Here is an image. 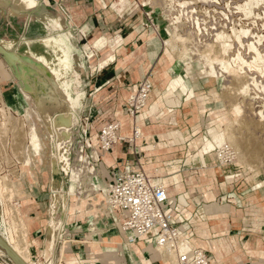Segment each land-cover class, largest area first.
<instances>
[{"label": "rangeland", "instance_id": "obj_1", "mask_svg": "<svg viewBox=\"0 0 264 264\" xmlns=\"http://www.w3.org/2000/svg\"><path fill=\"white\" fill-rule=\"evenodd\" d=\"M11 2V4H14V1ZM113 3L114 7L120 11L130 9L129 11H135V13L132 12L136 14L135 18L141 17L142 20L145 18L144 26L151 34L150 36L155 38L163 48L161 57H158V61L162 60L161 66L150 71L154 84L164 79L165 83L159 85V90H162L163 93L160 92L158 95L160 97L163 95L161 98V101H163L168 84L174 82L177 90L169 99L171 104H167V107L173 110L183 104L181 108L183 113L186 116L189 115L186 119L176 118L174 115L163 119L167 134L169 133L166 146L161 151L164 160L160 159L157 162L148 163V166L145 167L146 173L154 177L155 181L166 185L171 198L174 200L178 192L184 191L185 185L184 182L177 184V181L171 178L166 179L172 176L168 173L177 169L175 164H165V162H170L171 153L178 149H187L190 159L197 158L201 162H204L205 155L213 156V159L215 158L217 161L214 165L215 167H207L202 171L209 177L210 186L216 185L215 187L218 189V182L216 181L218 178L221 179V184L225 186L232 184V181H239L238 185L244 192V202L243 204L241 203L244 212L240 214L252 226L261 228V231L257 232V238L261 239L264 245V126L260 125L258 128L260 123L264 124V116L261 117L254 112L261 111L264 113V89L262 87L264 85V0H113ZM0 13H2V10H0ZM11 14L10 9L8 12L2 13L5 16ZM21 15L29 31H32L33 25L38 22L44 25L39 19H34L37 17L36 8L25 11ZM51 24L53 27L49 28L48 26V29L53 32L54 23L51 22ZM241 29L245 30L240 32ZM220 33L223 35L222 38L217 35ZM26 36L29 37V35ZM217 36H219L218 39L220 40H217ZM28 37L23 38L21 43H26L27 40H30ZM178 37L180 38L178 39ZM3 38L5 37L1 34L0 29V40H5ZM168 39H174L175 49L170 47V44H167L166 40ZM106 42L105 38V44ZM91 44L93 45L94 43L92 42ZM21 45H15L14 42L12 47L6 48L0 42V123L2 124L0 125V138L2 136L0 145L9 142L8 151L6 149L2 151L0 148V160L3 158L6 160L5 165L0 162V182H2L3 186V189H1L3 205H0V232L6 236L8 235L6 229L12 222L13 217L11 209L17 205L18 207L16 208H20L18 209L20 210V217L27 225L29 241L31 230L27 224L28 218H25V214L27 213L28 215L31 210H34L35 206L32 204L34 198L29 197L28 190L32 187L36 193H40L37 190L43 188L46 189L45 193L50 198L47 200H49L48 208L51 209L52 220L45 257H51L50 252L53 249L55 251L56 246L59 244L58 237L62 227L61 224L68 227L69 224L75 225L79 221V224H83V222L85 225L87 224L86 228L88 230L91 228L89 232L92 233L94 239L91 240L92 243H87V245L94 252L100 253V251H103L106 257H125L128 249L131 250L132 253L130 254L133 256V261H135V252L132 245L124 244V242L121 245L114 243L115 240L121 241L115 230L108 229L106 232H114L112 233V235L114 234L113 236L117 234L116 239L113 236L107 238L106 233L103 234L104 238H97L98 235L93 229L96 210L90 208V201H94L96 198L92 199L91 195L79 193L78 185L70 176V166L68 173H65L67 167L65 162L62 161L65 148H61V145H65L68 139L74 138L75 134H78L83 128L81 123V118L83 117L80 115V109L83 105L82 98L78 94L77 84L72 80V72L70 70L68 72L62 71V68L60 69L56 62L54 52L47 47V49L39 45L35 47V49L48 55L46 56V63L42 61L45 60L44 57L41 58L42 60L39 59L40 53L32 51L33 47L31 45L29 47L32 48L28 49L31 51L27 50L28 52H26L27 55L38 59V64L36 65L42 64L46 67L45 74L34 65H31L33 63L11 60L4 54L5 50L25 53L26 45ZM257 51L259 52L257 53ZM51 53L53 56L50 55ZM258 54L260 56L262 54V59L259 58ZM238 55L242 56L247 63L242 65V62L237 59ZM214 56H220V59L224 58L225 64H229L230 69L235 68L236 71L240 69L238 70L240 75H242V80L240 81L245 78L249 84L247 92L236 94V89L239 88L241 82L238 81L234 84L230 72L232 70L228 71L229 69H226V65L219 62L220 60L216 61L214 59L211 61V59L215 58ZM212 65L216 71L214 75H210L209 71ZM24 70L29 72L27 81L24 79ZM49 72H52L53 76H50ZM16 75L25 83L26 89L23 90L26 97L30 99V101L24 100L22 93L18 91L23 98L21 107L19 100L11 104L4 101L3 98V95L7 93L4 90V83L12 77L15 78ZM40 77L48 84L43 85L39 81ZM53 81L58 82V84H52ZM39 82L42 85L38 87ZM53 87L54 97L50 95ZM55 88H58V90H55ZM66 90L69 93L67 96L69 99L63 100V94L65 93L66 95ZM41 97H49L51 99L46 105H42L40 103ZM151 103L154 104L152 101ZM161 105L163 104L161 103ZM10 109H14L17 112L22 110L24 117L13 115ZM68 109L70 111L73 109L74 111L69 124L55 125L54 119L65 114ZM152 111L158 113V109H152ZM34 113L37 117H35ZM46 119H49V123H47ZM182 120H185V123H182ZM248 120L250 122L253 120L257 123H254L255 126L248 128ZM167 123H170V125L168 124L167 126ZM256 125L258 126L256 127ZM188 127L193 129L190 131L192 136L189 131L184 132L183 130L184 128L188 129ZM225 129L227 130L224 131ZM173 130L177 131L176 134L175 132L173 133ZM221 132L225 134L222 140L219 138ZM34 133L39 136L41 141L40 153L36 152L32 143L31 137ZM186 133L188 134L186 135ZM228 133L237 140L236 143L239 146L228 141ZM23 135L26 137L24 138ZM185 137H188V139L185 140ZM208 142L213 143L212 150L207 154H203V147ZM12 143H14V146L9 148ZM225 145H229L234 150L235 157L233 162L221 165L218 160L217 150ZM151 150H148V156L155 154ZM190 161L188 160V162ZM59 172L61 173L59 174ZM40 173L43 175V181L41 182L38 180ZM55 173L59 175H55ZM189 174L187 170L186 175ZM235 174L237 176L232 177ZM187 178V185H192V187L200 185L190 176ZM94 179H96L95 188L86 192L92 193L94 190L99 191L101 188L102 191L98 195V203L105 199L107 184L100 177ZM83 187L85 188L86 186L83 185ZM3 192H5V195ZM7 194L12 195L9 198ZM7 197L8 201L6 200ZM207 199L209 202H206V204L214 202V195L213 197H207ZM230 199H236L234 203L236 205L240 204V201H237V198L233 197V195L223 196L220 201L215 200L221 206H226V209L224 210L225 213L221 214L222 216L220 217L211 214V223L228 225L227 212L230 211V206L226 202ZM93 201L92 204L95 206L96 202ZM5 202L6 204H4ZM74 203L79 208L75 210V213H72L71 207ZM5 208L11 213L8 215L5 213L4 215L2 210ZM123 233L126 235L124 231ZM107 240H111L113 242L112 245L108 246L106 244ZM59 245L64 257L68 244L63 238ZM253 246L251 244V247ZM263 248L264 246H260L255 254H261L260 256L263 257ZM157 250L159 253L161 252L166 263L178 264L177 255L174 258L167 256L163 247ZM31 258L35 262L40 261L44 264L43 260H36L35 254Z\"/></svg>", "mask_w": 264, "mask_h": 264}, {"label": "crops", "instance_id": "obj_2", "mask_svg": "<svg viewBox=\"0 0 264 264\" xmlns=\"http://www.w3.org/2000/svg\"><path fill=\"white\" fill-rule=\"evenodd\" d=\"M35 8L37 17L34 19H39L46 27L38 22L33 25L32 31H29L21 14ZM129 10L116 9L113 0H36L35 6L22 9L18 15L14 13L8 16L2 15V13H6L3 10L0 13L1 34L5 37L3 38L5 40H0V42L6 48L12 47L15 42V45L22 44L21 46H23L25 44V52L31 51L28 49L33 47L32 51L35 53H40V56H48L35 47L39 45L46 48L42 42L50 36L64 38L66 46L71 50L70 55L73 60L70 70L72 80L77 84L78 94L82 98L83 105L80 115L89 117L88 124L93 135H96L109 122L119 121L121 123L120 133L125 139L113 145L112 149L104 156L100 166L101 180L106 184L114 180L120 172H146L145 167L148 166V163L164 160L161 151L165 146L161 148L160 145L167 143L169 133L167 134L163 119L172 115L183 119L189 116L183 113L181 109L183 104L172 110L167 107V103L165 105L159 103L158 113L152 111L151 101L159 102L161 98L158 95L162 92L159 90V85L165 83L164 79H161L160 82L154 84L149 109L142 111L137 120L140 135L134 141H130L134 133V123L125 112L126 101L137 90L140 81L152 69L161 66L162 60L158 61V57L163 53V48L155 38L150 36L151 34L144 26L145 18L144 20L141 17L135 18L136 14H133L135 11ZM51 22L54 23L53 32L48 29V26L49 28L53 27ZM25 37L30 40L21 43ZM100 39L104 41V46L97 49L96 42ZM30 45L32 47H29ZM50 55L53 56L52 53ZM53 61L55 62L54 59ZM54 84L56 85L58 82L55 81ZM4 85V90L7 92L3 95L4 101L13 104L14 101L19 100L20 107L23 98L30 101L16 77L10 78ZM18 91L22 93L23 98ZM19 113L24 114L22 110ZM35 117H37L36 114ZM182 123H185V120H182ZM168 124L170 125L167 123V126ZM183 130L184 132L189 131L191 135L190 131L193 129L188 127ZM94 139H96L95 136ZM187 139L188 137H185V140ZM150 146L159 151L148 156L147 152L151 149H148ZM188 160L191 161L188 162ZM169 161L165 164H175L177 169L168 173L172 176L166 179L171 178L177 181V184L184 182L185 185L184 191L177 193L174 202L178 214H183L187 219L186 235L192 243L204 249L215 264H264V256L255 254L257 250L254 253H250L248 250L251 244L254 245L252 248L258 249L262 246L263 241L257 238V232L261 231V228L252 226L240 214L244 212L242 208L244 192L240 189L239 182L225 186L218 178L216 179L218 189H216V185L210 186L209 177L202 171L207 167H215L217 161L215 158L213 159V156L205 155L204 162H201L197 158L190 159L187 149H178L171 153ZM187 170L189 175H186ZM188 176L195 179L200 185L197 187L187 185ZM38 180L43 181L41 173L38 175ZM45 190L42 188L37 190L40 193H36L30 187L28 194H30L29 197L34 198V201H31L35 207L28 215L25 214L31 230L29 243L32 255L35 254L38 257L41 254L40 257L44 264H168L156 247L145 239L131 244L135 252L134 263L130 262L126 256L106 257L103 251L94 252L87 245V243H92L91 240L94 239V236L86 228L87 224L85 225L84 222L79 224V221L75 225L69 224L66 227L64 239L68 245L64 257L62 249L59 248L60 243L56 246L55 251L53 249L52 253L50 252L51 257H45L52 221L51 209L48 208L49 200H47L50 198ZM168 194L171 198L169 191ZM213 195V201H220L223 196L231 195L240 201L239 205L234 203L236 199L226 202L230 206V211L227 212V226L211 223V215L205 211V208L203 209L206 202H209L207 197H213ZM182 198L185 201H182ZM86 221L88 222V220ZM115 231L121 240L116 244L121 245L123 242L129 244L123 231ZM105 233L107 238L114 235H112L114 232ZM103 234L102 232L97 238H104ZM117 234L113 236L114 239ZM221 246L220 253L219 247ZM222 253L228 256L227 259L220 257Z\"/></svg>", "mask_w": 264, "mask_h": 264}, {"label": "built area", "instance_id": "obj_3", "mask_svg": "<svg viewBox=\"0 0 264 264\" xmlns=\"http://www.w3.org/2000/svg\"><path fill=\"white\" fill-rule=\"evenodd\" d=\"M153 91L154 83L152 75L149 73L140 81L137 90L126 101L125 112L134 123V133L130 141H134L140 135L137 120L142 111L150 107ZM10 110L13 115L24 117L22 113L13 109ZM88 122V116L81 118L83 128L68 141L70 166L68 169L71 170L70 176L78 185L79 193L91 195L92 199L96 198L94 200L96 205L94 206L93 200H91L90 208L96 210L93 229L97 235L102 232L105 233L108 229L124 231L129 244L145 239L153 244L156 249L161 247L174 249L180 241L188 240L191 247L178 255V264H215L204 249L195 246L187 237V219L183 214H178L176 211L175 202L169 197L167 186L155 181L154 177L146 172L118 173L114 180L107 183L105 199L98 203L101 188L92 193L86 192L95 188L96 179L94 178H101L100 166L104 156L115 143L125 139L120 133L121 123L119 121L105 124L96 135L92 134ZM8 144L9 142L0 145L2 151L5 149L8 151ZM13 146L14 143L9 148ZM217 151L221 165L234 161L235 152L229 145L218 148ZM0 162L5 165V158L1 159ZM234 176L237 174L232 177ZM83 185L86 187L84 188ZM98 225L100 227H95ZM61 226L58 237L59 243L64 238L66 231V225L61 224ZM36 260L42 259L36 257ZM12 263L13 261L9 256L0 253V264Z\"/></svg>", "mask_w": 264, "mask_h": 264}, {"label": "bare ground", "instance_id": "obj_4", "mask_svg": "<svg viewBox=\"0 0 264 264\" xmlns=\"http://www.w3.org/2000/svg\"><path fill=\"white\" fill-rule=\"evenodd\" d=\"M11 1H14V4H10V3H12ZM36 5V0H0V10H3V12H8V10L10 9V12H12V13H14L15 15H18L21 11H22V9H27V8H31V7H33V6H35ZM245 30V29H244ZM243 29H241L240 30V32H242V31H244ZM243 34H244V32H243ZM217 35H219L221 38L223 37V35L220 33V34H217ZM240 35V34H239ZM219 36H217V40H220V39H218L219 38ZM240 37V36H239ZM180 37H178V39H179ZM167 41V44H170L171 46L170 47H172V48H174L175 49V45H174V39H168V40H166ZM182 41H184L183 39H182ZM43 45L45 46V47H47V48H49V49H51L53 52H54V56H55V59H56V62H57V64L59 65V67H60V69L62 70V71H66V72H68L69 70H71V67H72V65H73V60H72V57H71V55H70V52H71V50L66 46V43H65V40H64V38L63 37H61V36H59V37H54V36H50L48 39H46V40H43ZM174 45V46H173ZM224 45V44H223ZM226 45V44H225ZM104 46V41L102 40V39H100L98 42H96V47H98V48H102ZM176 46H178V45H176ZM179 48V47H178ZM208 52V51H207ZM259 51H257V53H258ZM4 53H5V55L9 58V59H11V60H15V61H19V62H25V63H33V64H31V65H34L35 67H37L38 68V70L39 71H41V72H43L44 74L46 73V67L45 66H43L42 64H39V65H36V64H38V59H36V58H33L31 55H27V53L25 52V53H18V52H8V51H4ZM255 53H256V51H255ZM208 54H210V53H208ZM207 54V55H208ZM260 54V53H259ZM258 54V55H259ZM42 57H44V59L45 60H42L41 58ZM215 57V56H214ZM256 57H258V56H256ZM259 58H261L262 59V54H261V56L259 55ZM39 59H41L44 63H46V61H47V57L46 56H40L39 57ZM220 60L219 62H222V64H225L226 62H225V60H224V58L222 59H220V56H217V57H215V58H213V59H211V61L212 60ZM237 59L239 60V61H241L242 62V65H244L245 63H247L245 60H244V58L242 57V56H240V55H238V57H237ZM256 59V58H255ZM264 60V59H263ZM261 61V60H260ZM226 65V64H225ZM229 65V64H228ZM228 65H226V69L228 68L229 70L228 71H230V70H232V71H230L231 72V75H232V81L234 82V84L236 83V82H241L239 85V88H235L236 89V91H237V93L236 94H243V93H245V92H247V90H248V87H249V84H248V81L245 79H243V81H240V80H242V75H240V73H239V71L238 70H240V69H237V71L235 70V68H232V69H230V66H228ZM228 66V67H227ZM241 66V65H240ZM242 67V66H241ZM242 69V68H241ZM209 71H210V75H214V74H216V71H215V68H214V66L212 65L211 67H210V69H209ZM23 74H24V79H25V81H27V78L29 77V72L27 71V70H24L23 71ZM49 75L50 76H53V73L52 72H49ZM245 77H246V75H245ZM235 79H236V81H235ZM39 81L43 84V85H47L48 83L46 82V81H44L43 79H41V77L39 78ZM52 81V80H51ZM52 84H54V81H53V83ZM55 85V84H54ZM169 86H168V89L165 91V94H164V96H165V98H163L162 100L163 101H161V98L163 97V95H162V97L159 99V102L158 101H155L154 102V104L152 105V109L153 110H156V109H158V106H159V103H162V104H164L165 105V103H167V104H171L169 101V99L171 98V96L175 93V91L177 90L176 89V84L174 83V82H170L169 84H168ZM263 87V89H264V85L262 86ZM55 90H58V88H55ZM235 91V92H236ZM66 92V95H65V93L63 94V100H68L69 98L67 97L68 96V91L66 90L65 91ZM169 94V95H168ZM50 95H52L53 97L55 96V92H54V87H53V89H51V91H50ZM51 98H49V97H41L40 98V103L42 104V105H46L47 104V102L50 100ZM157 100V99H156ZM167 100V101H166ZM176 102V101H175ZM179 103H180V101H179ZM250 111V110H249ZM254 111V110H253ZM256 114H259L261 117L262 116H264V113L263 112H257V111H254ZM73 113H74V111H73V109H72V111H70V109H68L67 110V112L65 113V114H63L62 116H57L55 119H54V123H55V125H57V126H60V125H68L69 124V122H70V119H71V116L73 117ZM251 113V112H250ZM254 113V114H255ZM40 119V118H39ZM46 121H47V123H49V119H46ZM257 121H259V120H257ZM260 121H262V120H260ZM3 122V121H2ZM8 122V121H7ZM176 122V121H175ZM248 123H247V126H248V128H250V126H252L253 127V125H254V121L252 120L251 122L248 120L247 121ZM257 123V122H256ZM255 123V124H256ZM263 123V122H262ZM5 124V123H4ZM0 125H2L1 123H0ZM6 125V124H5ZM260 125H263L264 126V124H259V126L258 125H256V127L258 126V128L260 127ZM255 126V125H254ZM262 126V127H263ZM35 129V128H34ZM60 130V129H59ZM227 129H225L224 131H226ZM175 132V134H176V132L177 131H174L173 130V133ZM1 134V133H0ZM4 134V133H3ZM2 134V135H3ZM220 135V136H219ZM218 136H219V138H220V140H222V139H224V137H225V134L223 133V132H221L220 134H219ZM4 136V135H3ZM24 136V135H23ZM26 136H24V138H25ZM1 138H2V136H1ZM0 138V139H1ZM21 138V137H20ZM24 138H22V139H24ZM28 138H29V136H28ZM32 143H33V146H34V149L36 150V152H38V153H40L41 152V141H40V139H39V136L37 135V134H33L32 135ZM2 140V139H1ZM4 141V140H3ZM25 141V140H24ZM68 141H70L69 139L67 140V142L65 143V145H61V148H65V150L63 151L64 153H63V158H62V161H64L65 162V165H66V167H67V170H65V173L67 174L68 173V168H69V161H68V154H69V145L67 144L68 143ZM228 141L230 142V143H233V144H236L237 145V140H235L234 139V137L230 134V133H228ZM6 142V141H5ZM5 142H3V143H5ZM21 142H22V140H21ZM26 142V141H25ZM2 143V144H3ZM24 143V142H23ZM25 144V143H24ZM62 144H64V143H62ZM164 146H166V144H163V145H161V148H163ZM237 146H239V144L237 145ZM21 147V146H20ZM212 147H213V143L212 142H208L207 144H205L204 145V147H203V154H207V153H209V152H211V150H212ZM159 148V147H158ZM152 150V152L153 153H156V151H159V150H156V148L155 147H153V148H151ZM42 160V159H41ZM61 172H59V174H60ZM58 173H55V175H59ZM4 180H6V179H4ZM8 181V180H7ZM57 181L59 182V180L57 179ZM171 181V180H170ZM2 182H0V205L2 206L3 205V200H2V192H1V189H3V186H2V184H1ZM11 183V182H10ZM5 184V183H4ZM13 186V185H12ZM5 188V187H4ZM7 188V187H6ZM6 190V189H5ZM8 190V189H7ZM5 192H3V194H4ZM5 195V194H4ZM9 195V198L11 197V195L12 194H7V196ZM7 201H8V197H7V199H6ZM9 200H11V199H9ZM6 201V202H7ZM12 201V200H11ZM6 202L4 203V204H6ZM212 202V201H211ZM11 204H12V202H11ZM14 205V204H13ZM6 207V206H5ZM9 207V206H8ZM16 207H18L17 205H16ZM16 207H12V211H13V213H12V222L9 224V226L7 227V232H8V235L6 236L5 234H3V233H1L0 232V240L2 239L3 241H5L8 245V247H9V249H7L6 247H4V245H2V243H0L1 245H0V253L1 254H4V255H7V256H9L10 257V259L13 261V263L12 264H42V262H35V260H33L32 258H31V254H32V252H31V249H30V243H29V241H28V228H27V225L25 224V222L21 219V214H20V210H18V209H20V208H16ZM11 208V207H10ZM24 208V207H23ZM77 208H79V206L76 204V203H74L73 205H72V207H71V212L72 213H75L76 211V209ZM205 208V211H207V213L209 214V215H218V217H220V216H222L221 214H223V213H225V209H226V206H221L218 202H216V201H214V202H212V203H210V204H205L204 205V207H203V209ZM26 209V208H25ZM27 210V209H26ZM2 212L4 213V215H5V213L8 215L9 213H11V212H9V210L7 209V208H5V209H3L2 210ZM2 213V214H3ZM20 214V215H19ZM10 217V216H9ZM4 218V217H3ZM11 218V217H10ZM26 218V217H25ZM11 220V219H10ZM8 223V222H7ZM27 223V222H26ZM28 224V223H27ZM81 228V227H80ZM206 235H207V233H206ZM209 236V235H208ZM3 237V238H2ZM119 241V240H118ZM112 241L111 240H107L106 241V244L108 245V246H110V245H112ZM114 243H117V240H115L114 241ZM94 244V243H93ZM129 245H131V244H129ZM262 246H264L263 244H262ZM191 247V244H190V242L188 241V240H186V241H180L177 245H176V248H174V249H172V248H170V247H163V249L165 248V254L167 255V256H169V257H172V258H174V257H176V255L178 256L180 253H182V252H185V251H187L189 248ZM6 248V249H5ZM102 248V247H101ZM264 249V248H263ZM8 250H9V252H8ZM161 250V249H160ZM248 250H249V252L250 253H254L256 250H257V248H252V247H248ZM107 251V250H106ZM219 251H220V253H221V251H222V246L221 247H219ZM161 252H162V250H161ZM130 253H132L131 252V250H128L127 249V251H126V256H127V258L129 259V261L130 262H135V261H133V259H132V255L130 254ZM109 255V254H108ZM261 255V254H260ZM264 256V255H263ZM62 257V256H61ZM220 257H222V258H224V259H227V257L228 256H225V255H223V253H222V255L220 256ZM117 258V257H116Z\"/></svg>", "mask_w": 264, "mask_h": 264}, {"label": "water", "instance_id": "obj_5", "mask_svg": "<svg viewBox=\"0 0 264 264\" xmlns=\"http://www.w3.org/2000/svg\"><path fill=\"white\" fill-rule=\"evenodd\" d=\"M5 54V53H4ZM19 76V75H18ZM16 78L19 80V82H20V84H21V86L23 87V89H26L25 88V83L23 82V80L20 78V77H17V75H16ZM40 83V82H39ZM39 85H42V84H39ZM0 243H2V245H4V247H6L7 249H9V247L7 246L8 244L5 242V241H3L2 239L0 240ZM1 245V244H0ZM5 248V249H6ZM8 252H9V250H8Z\"/></svg>", "mask_w": 264, "mask_h": 264}]
</instances>
